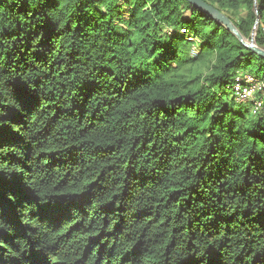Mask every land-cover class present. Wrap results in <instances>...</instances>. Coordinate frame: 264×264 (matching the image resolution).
Masks as SVG:
<instances>
[{"label":"trees","instance_id":"trees-1","mask_svg":"<svg viewBox=\"0 0 264 264\" xmlns=\"http://www.w3.org/2000/svg\"><path fill=\"white\" fill-rule=\"evenodd\" d=\"M201 1L264 48V0ZM239 75L264 59L185 0H0V264H264Z\"/></svg>","mask_w":264,"mask_h":264},{"label":"water","instance_id":"water-1","mask_svg":"<svg viewBox=\"0 0 264 264\" xmlns=\"http://www.w3.org/2000/svg\"><path fill=\"white\" fill-rule=\"evenodd\" d=\"M190 5L194 6L196 9L206 13L208 16L213 18L219 25L225 27L229 30L237 39L238 41L247 49L264 59V48H260L256 45L255 36H256V28L258 25V21L256 22L255 27L250 35V39H246L239 31V29L235 26V24L227 17L225 14L220 12L218 9L206 4L201 0H185ZM257 13V7L255 9ZM259 20V18H257Z\"/></svg>","mask_w":264,"mask_h":264},{"label":"built area","instance_id":"built-area-1","mask_svg":"<svg viewBox=\"0 0 264 264\" xmlns=\"http://www.w3.org/2000/svg\"><path fill=\"white\" fill-rule=\"evenodd\" d=\"M231 91L236 101L252 104L253 112L264 117V82L249 75H239Z\"/></svg>","mask_w":264,"mask_h":264},{"label":"rangeland","instance_id":"rangeland-1","mask_svg":"<svg viewBox=\"0 0 264 264\" xmlns=\"http://www.w3.org/2000/svg\"><path fill=\"white\" fill-rule=\"evenodd\" d=\"M193 54L196 53V50H193L192 52ZM240 104V103H239ZM243 106H246V107H252V105L250 103H243Z\"/></svg>","mask_w":264,"mask_h":264}]
</instances>
